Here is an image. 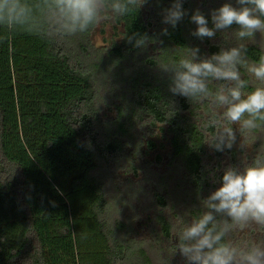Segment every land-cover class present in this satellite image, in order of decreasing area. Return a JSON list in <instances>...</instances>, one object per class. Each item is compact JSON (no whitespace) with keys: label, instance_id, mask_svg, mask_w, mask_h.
I'll use <instances>...</instances> for the list:
<instances>
[{"label":"trees","instance_id":"obj_1","mask_svg":"<svg viewBox=\"0 0 264 264\" xmlns=\"http://www.w3.org/2000/svg\"><path fill=\"white\" fill-rule=\"evenodd\" d=\"M171 3L147 0L138 11L110 16L121 36L120 44L111 46L93 45L96 25L61 36L46 31L39 14L29 25H0V264H153L149 246L134 238L132 228L111 223L107 214L110 201L100 162L111 172L123 167L137 175L138 170L126 157L128 143L109 137L110 125L124 138L136 124L143 127L136 142L155 153L156 163L163 161L158 141L165 139L167 165L179 162L182 169L174 185L189 187L193 206L213 183L220 186L223 172L214 170L211 176L207 169L208 162L218 164L223 155L207 142L217 130V116L208 112L198 124L197 110L206 102L192 103L171 93L170 75L160 68L185 55L188 46L181 24L172 28L162 23L163 9ZM164 28L168 35H162ZM143 36L153 42L155 57L139 59L144 45L136 46L134 37L141 43ZM245 47L249 62L263 54L254 45ZM207 49L213 54L220 47L207 43ZM131 61L135 69L122 78L128 87L109 99L111 118L104 121L96 108L99 75L104 78L106 68L121 72ZM123 159L126 165L121 166ZM155 188L166 192L154 196L167 205L172 200L167 181L160 177ZM158 225L161 236L178 242L165 219L158 217Z\"/></svg>","mask_w":264,"mask_h":264},{"label":"clouds","instance_id":"obj_2","mask_svg":"<svg viewBox=\"0 0 264 264\" xmlns=\"http://www.w3.org/2000/svg\"><path fill=\"white\" fill-rule=\"evenodd\" d=\"M147 0H0V25H29L34 14L43 17L46 31L61 36H74L98 25L109 16H124L139 10ZM237 6L225 2L212 9L210 20L199 9L190 16L196 24L193 36L214 38L218 31L238 26L233 33L239 41L254 40L256 33L264 37V0H236ZM187 11L183 0H172L163 9L162 23L175 28ZM211 22V27L209 23ZM26 30H28L26 28ZM30 31V30H29ZM168 35V29L161 30ZM140 47L149 41L143 36ZM178 60L160 65L170 75V92L190 102L210 99L221 119L241 130L256 129L264 122V54L257 62H248L245 44L221 48L210 57L201 58L200 49L187 48ZM260 82V86L245 93L247 82L240 66ZM222 82L213 92L209 85ZM236 133L230 126L218 127L208 138L216 151L231 149ZM202 213L192 218L178 232L176 250L185 264H264V240L237 243L232 233L253 227L264 229V156L255 157L242 170L227 167L220 186L202 200Z\"/></svg>","mask_w":264,"mask_h":264},{"label":"rangeland","instance_id":"obj_3","mask_svg":"<svg viewBox=\"0 0 264 264\" xmlns=\"http://www.w3.org/2000/svg\"><path fill=\"white\" fill-rule=\"evenodd\" d=\"M206 2L207 0H183V7L187 11V14L178 23L183 26L187 33V48L198 47L200 49V57L205 58L212 55L208 52L207 43L216 44L220 49L243 43L245 45H254L258 47L264 54V37H261L260 33H256L254 40L239 41L233 34L238 27L236 25H233V28L228 30L218 31L214 38L199 39L193 36L192 33L197 26L195 23L191 22L190 16L196 9H199L210 20L211 10L219 8L225 2H230L238 7L234 0H214L212 5ZM144 10L150 11L147 7H144ZM149 15V13H145V18L148 19ZM209 26L211 27V22ZM118 30L112 18L109 16L96 25L91 36L93 45L111 46L113 44H120L121 36ZM153 45V42L144 45L138 54L139 59L144 60L147 56L155 57L156 53ZM187 51L188 50L184 52L185 55ZM134 69L135 62H125L123 71L120 72L115 68H106L104 70L106 76L103 78L99 75L101 95H99L96 108L99 110V115L102 120L106 121L111 118V111L107 108L110 103L109 99L115 95H120L121 92L127 89L128 83L122 80V78L127 79ZM240 72L242 78L247 82V87L251 88V91L255 87L260 86V82L256 81L253 76L247 73L245 66H240ZM220 83L222 82L211 83L209 85L210 90L214 92ZM244 92L247 93L246 88ZM203 102H206L204 107V103L197 102L203 104H200L202 107L197 110L201 117L197 123L202 124V118H208V112H211L218 118L216 128L226 126L225 121L221 119L220 112L213 106L211 100L206 99ZM258 125L256 129L251 131L244 130L243 134L240 133L241 129L239 125H232L236 133V139L232 148H226L222 151V160L218 163L219 165L206 160L208 162L207 169L210 171L211 176L214 170L217 172H224L229 166L242 170L246 163L251 162V160H249L250 158L254 156H264V124ZM135 128L137 129L132 130L126 139L120 136L119 133L117 136V130H114L113 126H108V131L111 134L109 135L110 138H118L128 143L129 146H127L128 150L126 152V157L128 158L129 155V158L136 162L138 170L137 175L133 174L131 169L124 170L123 167L119 169L116 168L111 172L109 169L105 170L107 166L100 162L98 170L101 171L100 174L105 183L106 194L110 201L107 214L111 217V223L117 221V226H119L118 224L124 225L126 231L132 228V230L135 231L134 238L139 241H144L145 245L149 246L147 252L153 264H185L184 258L180 255L179 251L176 250V244L178 242L175 243V241H171L160 235L158 217H162L167 221L171 228L172 237L174 236L178 239L177 234L185 225L183 220H186L188 223L192 218L202 213V200L219 187L218 183H213L208 192L201 193V199L198 197L197 200L198 204L196 203V206H193V204L190 203L191 196L189 194V187L184 186V183L182 185V182L180 184V186L182 185L181 187H175L174 185L176 179L181 178L182 169L180 168L179 162L174 166L167 165L165 154L168 145L166 140L159 139L158 141V143H162L163 145L160 152L164 158L162 162L156 163L154 160L155 153L147 151L145 146H138L136 142L139 140L140 129L144 128L138 124L135 125ZM139 142L140 141H138V143ZM133 143L137 144V146H132ZM208 150L211 152L210 148ZM123 160L118 164L121 166L126 165V160ZM140 168L142 170H140ZM170 170L172 173H170ZM169 174H172L173 178H169ZM160 177H163L169 186L168 191L172 200L167 198V205H160L154 196V192H161L163 197H165L164 194H166V192L155 188ZM198 208L202 209L201 213H199ZM189 209L192 210L191 214H193V216L189 215ZM127 235L133 237V233L131 234L128 232ZM232 239L237 243L262 241L264 240V229L261 230L259 227H253L244 232H234L232 233Z\"/></svg>","mask_w":264,"mask_h":264}]
</instances>
